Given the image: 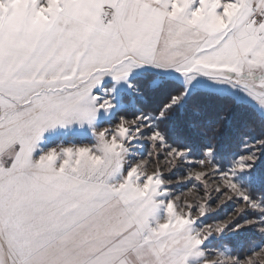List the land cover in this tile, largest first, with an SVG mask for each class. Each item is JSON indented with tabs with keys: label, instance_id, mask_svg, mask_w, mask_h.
Masks as SVG:
<instances>
[{
	"label": "snow or ice",
	"instance_id": "obj_1",
	"mask_svg": "<svg viewBox=\"0 0 264 264\" xmlns=\"http://www.w3.org/2000/svg\"><path fill=\"white\" fill-rule=\"evenodd\" d=\"M198 78L264 108V0H0V264H264V244L209 247L253 225L264 235V193L242 186L264 134L227 166L214 140L191 159L167 136ZM170 79L183 86L158 109L97 126L117 85ZM74 124L95 142L40 146ZM142 141L146 154L130 160ZM234 199L226 219L203 221ZM245 210L260 215L241 221Z\"/></svg>",
	"mask_w": 264,
	"mask_h": 264
},
{
	"label": "trees",
	"instance_id": "obj_2",
	"mask_svg": "<svg viewBox=\"0 0 264 264\" xmlns=\"http://www.w3.org/2000/svg\"><path fill=\"white\" fill-rule=\"evenodd\" d=\"M181 86V82L170 79L159 87L150 88L147 81H141L139 87L145 91L122 94L124 106L118 114H131L137 109H158L170 93ZM192 121L207 129L209 135L202 136L190 129L188 125ZM217 125L221 126L220 133L213 135ZM178 130L183 133L179 138L176 135ZM166 131L171 140L188 146L194 157H198L202 148L214 140L217 159L225 166L227 159L246 150V142L254 143L259 135L264 134V114L229 93L195 89L176 107ZM255 166L259 168V175L247 186L254 194L264 193V156ZM239 248L242 251V247Z\"/></svg>",
	"mask_w": 264,
	"mask_h": 264
},
{
	"label": "rangeland",
	"instance_id": "obj_3",
	"mask_svg": "<svg viewBox=\"0 0 264 264\" xmlns=\"http://www.w3.org/2000/svg\"><path fill=\"white\" fill-rule=\"evenodd\" d=\"M177 81L181 82L177 79ZM182 83V82H181ZM195 89H204V90H211L216 92H222V93H229L233 95L237 100L244 101L246 103H249L253 105L255 108L259 110L260 113L264 114V108H261L258 104H256L254 101L248 99L247 97H244L241 93H238L234 90L228 89L226 86L217 85L211 81H207L206 78H198L197 81H194L192 85L190 86V92ZM131 90L128 89L127 85L124 83H121L115 87V91L113 92L114 96V104L115 108L113 111L103 113L99 116L97 120V126L98 127H110L112 124L115 123L116 119L120 114H118V111L121 107L124 106L123 101L121 100L122 94L130 93ZM95 142V135L92 127L89 125H70L68 127H57L55 129L50 130L49 132L44 134V137L41 141V147L44 149L50 148V147H57L59 145H87ZM208 145L206 144L204 148H206ZM250 149H246L243 153L246 151H249ZM202 153V152H201ZM146 154V146L145 142H140L138 144L133 145V147L130 149L129 152V159H139L143 155ZM241 154H234L232 157L227 159L224 163L225 166L229 164V162L235 158H237ZM201 155V154H200ZM194 157L191 155V159L199 158ZM259 175V168L255 166L252 170L242 175V186L248 188V184L251 183V181L255 180L256 177ZM195 196V192L193 193H186L185 198L188 200L193 199ZM239 204V201L233 200L228 201L219 207H215L214 205V211L208 213L204 218L203 221L205 223H211L214 221L224 220L226 219L230 214L234 212L237 205ZM260 214L252 212L251 210H245L243 213H241L240 219L241 221L243 219L248 218H258ZM264 244V235L259 233L256 229V226H249L245 229L238 231V232H230L226 231L225 233L220 234V236L215 237L209 247L211 249H214L215 251H224L225 247H228L231 251L234 253H239L241 255L247 253L250 251V249L255 246H260ZM239 246L242 247V251H240Z\"/></svg>",
	"mask_w": 264,
	"mask_h": 264
}]
</instances>
